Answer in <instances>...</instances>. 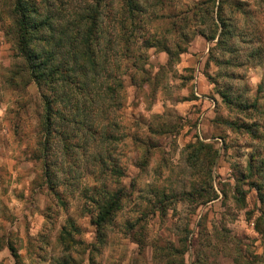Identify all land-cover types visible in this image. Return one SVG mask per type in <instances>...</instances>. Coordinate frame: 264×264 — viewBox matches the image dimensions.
<instances>
[{
	"label": "clouds",
	"instance_id": "1",
	"mask_svg": "<svg viewBox=\"0 0 264 264\" xmlns=\"http://www.w3.org/2000/svg\"><path fill=\"white\" fill-rule=\"evenodd\" d=\"M0 264H264V0H0Z\"/></svg>",
	"mask_w": 264,
	"mask_h": 264
}]
</instances>
